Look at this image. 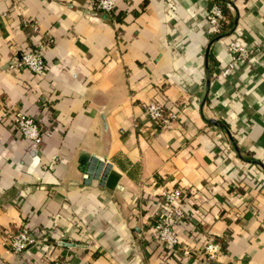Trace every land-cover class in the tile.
Wrapping results in <instances>:
<instances>
[{
    "label": "crops",
    "instance_id": "1",
    "mask_svg": "<svg viewBox=\"0 0 264 264\" xmlns=\"http://www.w3.org/2000/svg\"><path fill=\"white\" fill-rule=\"evenodd\" d=\"M113 1L108 15L86 0H0V264H264V0ZM213 3L237 24L210 45ZM232 36L252 55L224 80L213 74ZM41 45L43 75L10 69ZM150 101L177 113L170 129L147 120ZM7 110L41 127L36 149ZM93 156L110 165L103 186L85 181ZM175 189L188 259L148 237ZM20 229L38 244L16 256L5 241Z\"/></svg>",
    "mask_w": 264,
    "mask_h": 264
},
{
    "label": "built area",
    "instance_id": "2",
    "mask_svg": "<svg viewBox=\"0 0 264 264\" xmlns=\"http://www.w3.org/2000/svg\"><path fill=\"white\" fill-rule=\"evenodd\" d=\"M213 1V0H212ZM229 3L234 0H227ZM90 11H99L108 15L115 10L113 0H86ZM206 22L210 28V38L216 37L222 33V26L225 23V15L222 7L213 3L206 12ZM232 32L231 34H233ZM227 45V51L230 57L228 64L217 72L215 77L222 79L228 78L233 70L242 62H248L252 51L245 47L243 43L235 36ZM44 45L38 49L24 53L16 63L10 65L12 70L26 69L33 74L43 75L46 71V65L43 59ZM143 110L147 120L160 129H170L176 121L177 113L175 111H166L165 106L159 101H150L143 104ZM3 117L10 120L21 136L28 141L31 149H36L41 142V127L29 116L19 110H7ZM185 193L180 189L165 192L162 195L163 201L167 205V210L151 226L148 237L160 245L164 251L178 255L182 259L190 258L191 252L188 249L180 250V240L175 227L191 215H186L182 209V202ZM6 246L13 255H20L26 249L38 244V239L31 235L26 229L6 237ZM203 256L209 261H216L222 254V246L213 239H208L200 248ZM52 264H64L61 260H53Z\"/></svg>",
    "mask_w": 264,
    "mask_h": 264
},
{
    "label": "water",
    "instance_id": "3",
    "mask_svg": "<svg viewBox=\"0 0 264 264\" xmlns=\"http://www.w3.org/2000/svg\"><path fill=\"white\" fill-rule=\"evenodd\" d=\"M221 1L230 6V3L227 0H221ZM236 24H237V19L235 20L232 28L227 33L220 34V35L214 37L210 41V45L212 43L216 42L217 40H219L220 38H224L226 36H229L234 31ZM209 85H210V81H209V74H208V77L206 78V82H205L206 89L209 88ZM206 89H205V96L203 98V102L205 101L206 96H207V90ZM206 122L208 124H211V125H214V126L220 128L221 130H223L224 132L227 133V130L218 121H216L214 119H208V120H206ZM230 143L232 144V147L235 150V152L240 156V153H239L237 147L235 146L234 142L232 141V139H230ZM109 170H110V165L105 164L103 158L93 156L90 158L89 163L85 169V181L90 182L92 180H98L100 185L103 186V184H104V182L108 176ZM63 244L65 247L72 246V245L65 244V243H63Z\"/></svg>",
    "mask_w": 264,
    "mask_h": 264
},
{
    "label": "trees",
    "instance_id": "4",
    "mask_svg": "<svg viewBox=\"0 0 264 264\" xmlns=\"http://www.w3.org/2000/svg\"><path fill=\"white\" fill-rule=\"evenodd\" d=\"M222 9H223V12H224V15H227V12H228V7L227 5L223 4L222 3ZM233 26V20L232 18L229 16L228 18V21L225 22L222 26V32H228ZM209 59V58H208ZM210 63V64H209ZM208 74L210 75V73L212 72V66L213 64H211V60L209 59L208 60ZM223 127L226 129V125L224 123H222ZM233 141V140H232ZM234 142V141H233ZM262 143L264 144V135L262 137Z\"/></svg>",
    "mask_w": 264,
    "mask_h": 264
}]
</instances>
